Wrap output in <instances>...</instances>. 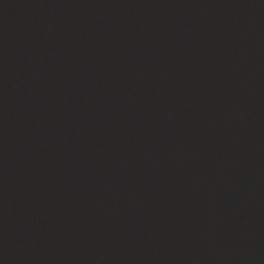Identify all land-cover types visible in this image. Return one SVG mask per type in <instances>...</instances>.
<instances>
[{
	"label": "water",
	"instance_id": "1",
	"mask_svg": "<svg viewBox=\"0 0 264 264\" xmlns=\"http://www.w3.org/2000/svg\"><path fill=\"white\" fill-rule=\"evenodd\" d=\"M0 264H264V0H0Z\"/></svg>",
	"mask_w": 264,
	"mask_h": 264
}]
</instances>
